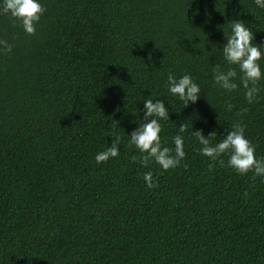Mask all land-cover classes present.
<instances>
[{
    "label": "trees",
    "instance_id": "1",
    "mask_svg": "<svg viewBox=\"0 0 264 264\" xmlns=\"http://www.w3.org/2000/svg\"><path fill=\"white\" fill-rule=\"evenodd\" d=\"M39 2L32 35L0 15L11 45L0 51V264H264V180L228 167L227 154L202 156L191 134L215 132V144L239 124L264 157V79L249 104L221 53L237 19L264 49V9L254 0ZM258 63L264 73V56ZM217 66L236 69V90L215 84ZM169 73L200 86L194 104L168 93ZM146 99L172 108L162 147L174 148L186 126L185 157L167 171L142 166L128 143ZM117 135L119 154L97 164Z\"/></svg>",
    "mask_w": 264,
    "mask_h": 264
},
{
    "label": "clouds",
    "instance_id": "2",
    "mask_svg": "<svg viewBox=\"0 0 264 264\" xmlns=\"http://www.w3.org/2000/svg\"><path fill=\"white\" fill-rule=\"evenodd\" d=\"M258 8L264 9V0H254ZM44 9L39 0H0V15H10L18 20L23 30L32 35L35 32V23L39 21ZM230 34L225 37L221 49L222 58L228 65H236L239 69V85L243 87L245 99L251 104L256 98L259 88L258 82L264 79L258 61L264 56V49L253 44V33L239 19L230 25ZM11 45L0 40V51H10ZM237 71L235 68H228L226 71L217 69L214 71L213 80L216 85L226 91L236 90L238 85L235 82ZM167 91L178 98L185 106L195 103L201 95L200 86L194 82L191 76L185 74L176 77L169 73L167 76ZM229 110L231 106L229 105ZM142 123L130 133L128 143L139 150L141 156L139 163L147 166L149 162L159 165L162 170H169L177 167L185 157L184 137L186 126L181 124L178 134L172 138L174 148L162 147L159 133L161 132L160 121L169 120V109L161 99L143 100ZM201 146L199 152L202 156L208 157L211 161H217L222 154H227V166L234 169L238 174L244 175L249 171L254 176L264 180V157L254 155L255 147L246 138L244 129L239 124L228 131L223 138L215 144L210 143L209 136L216 135L212 132L205 137L200 130H192ZM120 136H115L111 146L98 152L94 160L97 164L106 162L119 154ZM136 160V157H133ZM219 163L223 166L224 161ZM143 180L147 188H153V174L151 171L143 173Z\"/></svg>",
    "mask_w": 264,
    "mask_h": 264
}]
</instances>
